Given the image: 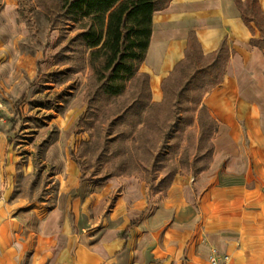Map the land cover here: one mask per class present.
<instances>
[{"label":"crops","instance_id":"crops-1","mask_svg":"<svg viewBox=\"0 0 264 264\" xmlns=\"http://www.w3.org/2000/svg\"><path fill=\"white\" fill-rule=\"evenodd\" d=\"M258 5L264 14V0ZM189 34L203 55L223 40L231 53L201 100L217 123L207 170L175 176L165 194L135 177L109 178L90 197L93 226L84 230L91 199L73 204L76 230L70 209L12 210L0 176V264H209L213 251L230 264H264V51L249 45L235 0H171L153 14L139 69L152 103L162 101L161 83L184 58ZM68 167L77 182V167Z\"/></svg>","mask_w":264,"mask_h":264},{"label":"rangeland","instance_id":"rangeland-1","mask_svg":"<svg viewBox=\"0 0 264 264\" xmlns=\"http://www.w3.org/2000/svg\"><path fill=\"white\" fill-rule=\"evenodd\" d=\"M57 5L58 0H0V176L12 210L43 217L57 208L70 209L69 220L78 230L73 204L91 199L103 177L136 172V164L148 160L145 149H155L156 138L148 133L141 142L110 143L107 155H113L99 157L108 123L137 96V88L130 83L121 98L88 108V68L58 74L80 58L69 52L75 60L55 62L54 54L63 47L75 51L69 40L76 34L52 24ZM192 130L196 137V126ZM186 138L182 149L192 144ZM72 163L77 182L69 180ZM88 201V219L79 230L93 226L95 203Z\"/></svg>","mask_w":264,"mask_h":264},{"label":"trees","instance_id":"trees-1","mask_svg":"<svg viewBox=\"0 0 264 264\" xmlns=\"http://www.w3.org/2000/svg\"><path fill=\"white\" fill-rule=\"evenodd\" d=\"M170 1L58 0L52 19V24L76 31L69 40L75 51L74 47L72 51L63 47L53 57L61 65L75 60L69 52L80 58L79 64L68 65L65 72L58 73L61 75L88 68L89 90L85 95L88 108L101 100L121 98L127 85L135 84L137 96L108 123L107 140L99 157L113 155L112 152L107 155L110 143L141 142L144 135L152 133L156 138L155 149H145L148 160L139 161L136 172L128 177L139 179L153 194H165L177 175L197 177L211 163L217 123L201 106V100L221 82L231 54L223 40L215 52L203 55L196 38L189 34L184 58L161 83L162 101L152 103L149 76L139 69L150 44L153 14ZM235 4L251 32L249 45L264 51V14L258 0H235ZM116 129L119 131L112 133ZM185 138L186 144H192L182 149ZM172 155L178 158L173 159ZM74 162L80 166L77 160ZM121 176L109 175L98 182Z\"/></svg>","mask_w":264,"mask_h":264},{"label":"built area","instance_id":"built-area-1","mask_svg":"<svg viewBox=\"0 0 264 264\" xmlns=\"http://www.w3.org/2000/svg\"><path fill=\"white\" fill-rule=\"evenodd\" d=\"M209 264H230V261L227 255H220L213 251L209 258Z\"/></svg>","mask_w":264,"mask_h":264}]
</instances>
